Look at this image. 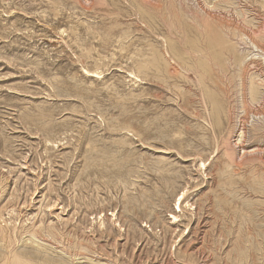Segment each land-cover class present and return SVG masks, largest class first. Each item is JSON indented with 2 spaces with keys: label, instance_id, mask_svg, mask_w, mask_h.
Returning a JSON list of instances; mask_svg holds the SVG:
<instances>
[{
  "label": "rangeland",
  "instance_id": "obj_1",
  "mask_svg": "<svg viewBox=\"0 0 264 264\" xmlns=\"http://www.w3.org/2000/svg\"><path fill=\"white\" fill-rule=\"evenodd\" d=\"M0 264H264V0H0Z\"/></svg>",
  "mask_w": 264,
  "mask_h": 264
},
{
  "label": "bare ground",
  "instance_id": "obj_2",
  "mask_svg": "<svg viewBox=\"0 0 264 264\" xmlns=\"http://www.w3.org/2000/svg\"><path fill=\"white\" fill-rule=\"evenodd\" d=\"M94 77V76H93Z\"/></svg>",
  "mask_w": 264,
  "mask_h": 264
}]
</instances>
